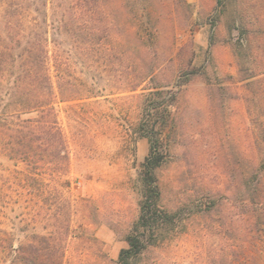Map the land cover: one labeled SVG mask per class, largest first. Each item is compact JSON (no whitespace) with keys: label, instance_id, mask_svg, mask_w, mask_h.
<instances>
[{"label":"rangeland","instance_id":"1","mask_svg":"<svg viewBox=\"0 0 264 264\" xmlns=\"http://www.w3.org/2000/svg\"><path fill=\"white\" fill-rule=\"evenodd\" d=\"M36 40L68 162L33 173L0 148V264L52 233L64 264H117L155 101L171 105L150 113L159 204L175 217L133 264H264V0H0V113Z\"/></svg>","mask_w":264,"mask_h":264},{"label":"trees","instance_id":"2","mask_svg":"<svg viewBox=\"0 0 264 264\" xmlns=\"http://www.w3.org/2000/svg\"><path fill=\"white\" fill-rule=\"evenodd\" d=\"M46 5V3H45ZM46 23V19L43 21ZM41 31L42 24L39 25ZM36 37H43L37 33ZM43 40H36L29 47L28 59L20 55L22 74L16 81L17 99L6 106L9 113H0V148L11 158H17L29 166L33 173L41 167L51 172H62L66 168L68 155L65 140L56 122L52 99V82L46 70L47 53ZM6 48V47H4ZM3 53V52H1ZM5 62V59H2ZM28 83L29 93L21 86ZM161 91L152 95L159 97ZM174 99L173 95L170 100ZM152 107L144 108L138 123L139 132L148 139V153L140 164L138 179L140 183L139 214L131 230L125 236L126 247L119 250L117 264H133L134 260L149 244L150 237L162 225L174 221L175 212H168L160 204V188L155 174L156 168L164 160L160 133L155 131L151 110L158 113L163 108L167 117L171 105L161 107L156 101ZM148 108V109H147ZM36 112L35 117L23 118V113ZM59 162V164H58ZM32 179H34L32 177ZM68 231V228H65ZM64 243L58 234L38 236L33 242L22 243L11 248L8 264H64Z\"/></svg>","mask_w":264,"mask_h":264}]
</instances>
